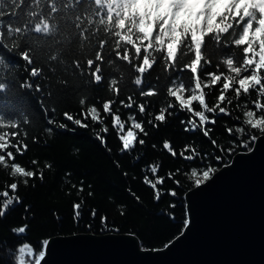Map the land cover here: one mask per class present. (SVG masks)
I'll list each match as a JSON object with an SVG mask.
<instances>
[{
	"label": "snow or ice",
	"instance_id": "snow-or-ice-1",
	"mask_svg": "<svg viewBox=\"0 0 264 264\" xmlns=\"http://www.w3.org/2000/svg\"><path fill=\"white\" fill-rule=\"evenodd\" d=\"M0 50V180L9 181L0 193V219L13 206L23 204L22 198L15 195L21 185L27 187L30 178L44 180V172L34 167L36 159L30 161L31 170L17 160L18 155L29 150L25 142L28 132L24 129L35 119L33 100L46 117L48 135L54 128L69 131V124L73 130L87 128L89 121L105 125V119L110 117L120 142L119 154L123 155L131 154L137 144H146L140 138L141 134L148 136L145 120L137 119V113L143 117L150 105L147 101L137 104L133 94L124 98L121 95L129 85L140 99L159 96L163 89L166 97L178 102L179 111L189 114L187 120H180L183 130L199 131L212 151L198 149L192 143L177 150L169 139H164L162 149L167 154L194 166L177 167L165 175L159 174L162 166L157 163L145 169L149 174L143 176L142 182L153 190L157 201L165 194L177 196L175 189L181 185L177 177L182 171H187L185 178L197 188L204 186L222 168L231 166L225 165V156L231 157L238 150L253 153L258 140L264 138V0H0ZM4 53L15 54L24 62L23 69ZM158 67L160 71L153 77ZM21 71L26 73L23 79ZM98 86L106 87L109 95H92ZM213 90L218 91L214 102H210ZM253 94L255 98L240 103L243 97ZM68 96L82 110H62L66 123L57 124L52 118L57 111L55 105L60 97ZM234 101L236 109H243L241 115L233 125L224 126L218 138H213L217 115L231 117ZM117 103L127 110L135 107L136 111L122 118ZM176 107L174 103L159 107L154 116L157 123L148 119L147 124L158 128ZM108 131L105 125L96 136L105 148L104 133ZM225 137L226 145L221 143ZM40 139L37 134L32 143ZM151 147L156 149L157 145ZM133 159L139 162L140 156ZM114 164L120 167L118 161ZM44 167L51 170L53 164L45 163ZM166 180L172 181L173 187L164 193L161 186ZM71 187L77 192L71 205L72 219L78 222L86 203L79 196L84 184ZM9 191L14 195L10 196ZM129 194L139 201L131 189ZM87 196H93V192ZM169 207L174 211L176 205ZM24 210L30 211V206L25 205ZM89 211L93 219L98 216L96 209ZM117 211L120 216L126 214L120 208ZM99 223L108 231H119L109 228L107 215H100ZM181 223L180 235L155 251L167 250L179 241L191 227L190 215L186 214ZM86 227L90 230L92 225ZM27 229L25 224L10 231L19 236ZM132 238L141 251L153 250L142 240ZM49 244L50 240L44 239L43 250L36 256L33 246L23 242L17 245L19 255L14 260L13 249L5 251L11 264H29L26 257H34V264H42Z\"/></svg>",
	"mask_w": 264,
	"mask_h": 264
},
{
	"label": "trees",
	"instance_id": "trees-1",
	"mask_svg": "<svg viewBox=\"0 0 264 264\" xmlns=\"http://www.w3.org/2000/svg\"><path fill=\"white\" fill-rule=\"evenodd\" d=\"M2 51L0 50V52ZM4 55L13 63L18 64L21 70L23 69L24 62L15 54L4 53ZM159 71L158 67L153 71L152 76L155 77ZM25 75L26 73L21 71L20 78L23 79ZM184 75L187 77V74ZM163 83L162 78L161 84ZM160 91L161 95L159 96L140 99L136 90L129 85L121 95L120 98H124L128 94H133L137 104L147 101L150 105L143 117L137 113V119L145 120L148 136L144 137L141 134L140 138L145 139L146 144L144 146L137 144L131 154L124 153L123 155L119 154L120 142L116 132L112 129L110 117L105 119V125L109 128V131L104 133L107 140L105 148L96 140L97 134L102 133L105 125L95 122L89 121L87 128L75 127L74 130L73 126L69 124V131L54 128L51 135L46 134V117L39 111V105H36L34 100L32 101L35 119L24 129L28 132L25 142L29 143V150L23 156L18 155L17 160L31 170L33 166L30 161L36 159L38 163L34 167L44 172V180L30 178L27 187L21 185L15 195L22 198L23 204L13 206L6 216L0 219V264H11V260L18 258L19 253L16 248L23 242H29L33 246L34 254L38 256L39 251L43 250L42 241L55 235H69L78 232L130 233L135 235L138 240H142L145 246L156 249L163 247L168 240L173 239L181 232V222L186 215L184 194L195 186L185 178L187 171H182L181 175L177 177L181 180V185L175 189L177 196L172 197L165 194L157 201L154 198L153 190L142 182L143 176L149 174L144 170L151 164L157 163L162 166L159 174L165 175L177 167L189 169L194 166L190 162L172 158L167 154L162 149L164 139H169L177 150H182L186 143H192L198 149L209 152L212 151V148L199 131L185 132L183 130L184 126L181 125L180 120H187L189 114L179 111L178 102L166 97L163 94V89ZM217 91L213 90L212 95L208 98L210 102H214ZM92 95L105 98L109 93L106 87L98 86L93 90ZM252 98H255L254 94L252 97H243L240 103L243 104L245 99ZM168 103L177 104V107L171 110L173 114L167 117L166 122L161 123L158 128L148 125V119H152L154 124L157 123L154 116L158 113L159 107H167ZM52 106L48 102V107ZM55 106L57 111L52 118L56 120L57 124L66 123L62 118V110L73 112L82 110L72 96L60 97L59 103ZM116 107L120 108L122 118H126L130 111H136L135 107L131 110L123 109L119 103ZM242 110L235 108L234 101L230 106L231 117L223 114L217 115L213 138L219 137L224 126L233 125ZM77 118L80 117L77 116ZM37 134L41 139L39 143L34 144L32 137ZM221 143L226 145L228 138L221 139ZM152 144L157 145L156 149L151 147ZM137 155L140 156L139 162L133 159ZM231 157L225 156V164L230 161ZM114 161L119 162V168L115 166ZM49 162L53 164L51 170L44 167L45 163ZM69 172L71 175H66ZM124 173H127V176ZM0 176H3V169H0ZM8 182L0 180V193L5 190ZM80 182L84 184V192L79 196L86 203L82 208V218L78 222H74L71 205L77 199V192L71 185L75 184L79 188ZM172 187V181L166 180L165 184L161 186V192L167 193ZM129 189L140 198L139 201L129 194ZM89 191L93 192V196H87ZM9 195L14 194L9 191ZM2 200L3 197L0 196V201ZM171 204L176 205L174 211L169 207ZM25 205L30 206V211L25 212ZM118 208L125 211L126 214L120 216ZM90 209L97 210L98 216L95 219L91 217ZM100 215H107L109 228L115 227L119 231H108L101 227ZM170 216H174L175 220L170 219ZM112 221L115 223L113 224ZM25 224L28 225L25 234L17 236L10 231L13 227ZM88 224L92 225L90 230L86 227ZM8 247L13 249L11 260L5 251ZM26 260L29 264H34V257H26Z\"/></svg>",
	"mask_w": 264,
	"mask_h": 264
},
{
	"label": "water",
	"instance_id": "water-1",
	"mask_svg": "<svg viewBox=\"0 0 264 264\" xmlns=\"http://www.w3.org/2000/svg\"><path fill=\"white\" fill-rule=\"evenodd\" d=\"M229 164L185 192L192 224L169 249L141 251L130 233L78 232L49 237L42 264H264V138Z\"/></svg>",
	"mask_w": 264,
	"mask_h": 264
}]
</instances>
